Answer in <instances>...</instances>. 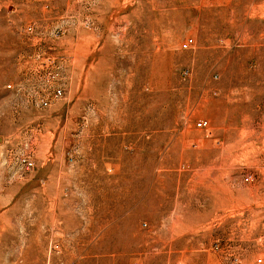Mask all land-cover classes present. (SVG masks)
<instances>
[{
	"label": "rangeland",
	"instance_id": "374dc122",
	"mask_svg": "<svg viewBox=\"0 0 264 264\" xmlns=\"http://www.w3.org/2000/svg\"><path fill=\"white\" fill-rule=\"evenodd\" d=\"M0 264H264V0H0Z\"/></svg>",
	"mask_w": 264,
	"mask_h": 264
},
{
	"label": "built area",
	"instance_id": "2783aa9c",
	"mask_svg": "<svg viewBox=\"0 0 264 264\" xmlns=\"http://www.w3.org/2000/svg\"><path fill=\"white\" fill-rule=\"evenodd\" d=\"M194 43L193 37L191 36H187L183 39V41L181 42V47L183 48H188L189 46H191ZM54 96H58L61 94V88L57 87L54 92H53ZM40 104L42 106H46L49 104V100L46 98H41L40 99ZM195 124L197 126H205L207 124V121L205 119H198L196 120ZM20 162L22 164V166H24L25 169L31 168L34 165V161L33 159H31L29 156H22L20 158Z\"/></svg>",
	"mask_w": 264,
	"mask_h": 264
}]
</instances>
